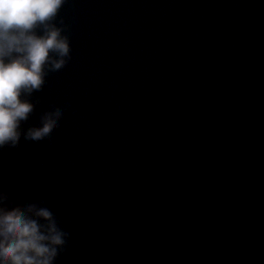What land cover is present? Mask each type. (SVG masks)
I'll use <instances>...</instances> for the list:
<instances>
[{"label": "water", "instance_id": "95a60500", "mask_svg": "<svg viewBox=\"0 0 264 264\" xmlns=\"http://www.w3.org/2000/svg\"><path fill=\"white\" fill-rule=\"evenodd\" d=\"M50 23L69 51L0 194L53 212L54 264H264V0H64Z\"/></svg>", "mask_w": 264, "mask_h": 264}, {"label": "clouds", "instance_id": "9594fccd", "mask_svg": "<svg viewBox=\"0 0 264 264\" xmlns=\"http://www.w3.org/2000/svg\"><path fill=\"white\" fill-rule=\"evenodd\" d=\"M64 0H0V148L15 146L21 123L34 105L28 98L44 82V70H58L69 47L61 29L50 23ZM40 28L41 31H37ZM60 112L45 114L24 138L45 139ZM0 194V264H54L66 243L53 212L34 203L7 208Z\"/></svg>", "mask_w": 264, "mask_h": 264}]
</instances>
